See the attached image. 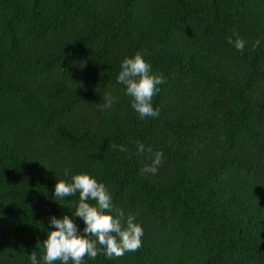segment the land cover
<instances>
[{
  "label": "trees",
  "instance_id": "16d2710c",
  "mask_svg": "<svg viewBox=\"0 0 264 264\" xmlns=\"http://www.w3.org/2000/svg\"><path fill=\"white\" fill-rule=\"evenodd\" d=\"M136 53L156 117L117 82ZM83 173L143 236L82 264H264V0H0V264H44L53 216L84 234L55 198Z\"/></svg>",
  "mask_w": 264,
  "mask_h": 264
},
{
  "label": "clouds",
  "instance_id": "9594fccd",
  "mask_svg": "<svg viewBox=\"0 0 264 264\" xmlns=\"http://www.w3.org/2000/svg\"><path fill=\"white\" fill-rule=\"evenodd\" d=\"M228 42L234 43L237 51L244 50L245 41L238 35L235 41L229 38ZM117 82L125 86L126 95L132 98L131 107L141 119L159 115V109L152 106V99L158 93V86L164 83V79L162 75L151 72V66L143 54L136 53L133 57L123 60ZM111 103L112 101L108 100V106H111ZM119 150L127 151V148L122 145L119 146ZM138 151L141 153L144 151L143 144H138ZM162 158L163 153L156 152L152 164L141 171L155 174L162 163ZM65 175H68L67 170ZM76 193H79V200L72 216L84 221V234L80 233L77 224L68 215L62 218L51 217L49 223L54 227L43 241L44 264H53L55 261L61 264H69V261L72 264H82L86 256L95 259L101 252L107 258H112L139 250L142 246V226L134 222L135 218L132 215H129L125 222L122 211L116 216L111 214L112 196L103 183L86 173L74 175L71 182L62 179L57 181L55 198L58 201ZM30 260L31 264H38L34 252L30 254Z\"/></svg>",
  "mask_w": 264,
  "mask_h": 264
}]
</instances>
